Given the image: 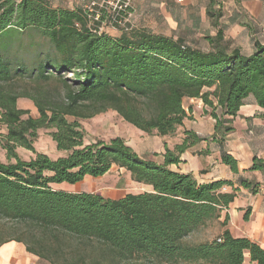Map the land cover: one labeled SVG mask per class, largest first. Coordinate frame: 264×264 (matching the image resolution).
<instances>
[{
    "label": "trees",
    "instance_id": "1",
    "mask_svg": "<svg viewBox=\"0 0 264 264\" xmlns=\"http://www.w3.org/2000/svg\"><path fill=\"white\" fill-rule=\"evenodd\" d=\"M214 3L207 9L211 17L218 15ZM86 6L0 0V123L8 130L3 141L9 158H15H0V217L23 225L0 246L22 242L51 264H88L81 249L69 244L71 238L98 242L116 261L264 264L260 244L227 228L226 210L236 193L224 188L232 181L200 183L169 167L204 137L183 130L173 148L164 143L160 162L151 157L157 153L139 154L121 136L85 144L80 122L111 109L141 131L168 136L188 118L184 100L199 98L223 141L249 97L264 108V42L256 40L253 53L245 54L222 29L206 37L208 49L147 28L118 27L121 32L113 35L99 32L101 22ZM27 33L47 40L34 60L28 59ZM52 81L68 89L65 98L55 99L46 88ZM21 98L34 102L39 117L24 118L29 111L18 105ZM43 127L54 129L51 136L65 154L36 152L22 159L16 146L34 151ZM222 161L238 172L233 155L224 153ZM113 166L150 189L111 198L55 187L103 176ZM251 170L264 172V159L255 156ZM242 185L257 192L260 183ZM215 225L219 231L212 238L188 241Z\"/></svg>",
    "mask_w": 264,
    "mask_h": 264
},
{
    "label": "crops",
    "instance_id": "2",
    "mask_svg": "<svg viewBox=\"0 0 264 264\" xmlns=\"http://www.w3.org/2000/svg\"><path fill=\"white\" fill-rule=\"evenodd\" d=\"M52 1L54 6L73 8L88 5L93 0H67L70 6L62 4L66 0ZM209 6L210 0H135L134 28H147L175 39L181 38L186 44L203 49L210 47L206 37L222 29L225 38L245 54L253 53L256 40L264 42V0H215L212 7L218 12L215 17L208 15ZM120 32L114 28L111 34ZM184 107L188 118L178 130L181 133L185 129L193 130L205 139L188 148L181 154V161L169 167L193 174L200 183L231 180L233 185L224 190L235 191L236 197L226 210L230 217L227 228L233 236L248 237L264 248V172L251 170L255 156L264 159V108L256 102H246L233 122L234 130L222 141L216 137L215 120L204 113L201 99L186 98ZM179 141L180 138L172 144L165 142L173 148ZM224 153L236 158L238 172L222 161ZM160 156L162 162V153ZM244 180L260 183L258 191L244 187ZM15 246L9 242L2 248L3 264H36L34 254H24L22 259L16 260Z\"/></svg>",
    "mask_w": 264,
    "mask_h": 264
},
{
    "label": "rangeland",
    "instance_id": "3",
    "mask_svg": "<svg viewBox=\"0 0 264 264\" xmlns=\"http://www.w3.org/2000/svg\"><path fill=\"white\" fill-rule=\"evenodd\" d=\"M135 2V1H134ZM65 6H70V1H64ZM135 10L133 3V15L130 19L131 22L127 25H136ZM102 25V31L111 33L114 30V25H111L108 22H105ZM25 46L27 53H29L28 59L34 60L37 57V52L39 49L47 45V40L42 38L40 35H33L27 33L25 35ZM36 43V44H35ZM68 77H72V74H68ZM55 99H62L66 97L68 89L63 87V85H58L57 81H52L46 87ZM246 102L248 104H254L255 100L253 97H249ZM18 105L27 109L29 113L24 115V118L27 116H32L34 118L39 117V112L34 102L30 99L21 98L18 101ZM205 108V106H204ZM72 120V117H69ZM82 128L85 131V144L91 142H96L97 140L109 141L116 136H121L128 145H130L136 152L139 154L144 153H157L156 155H151L153 159L161 160V153H163V145L165 141L168 143H173L181 137V130H177L175 133L168 136H160L156 132L147 133L141 131L126 122L116 111L107 110L105 112L99 113L91 118L80 119ZM53 128H39L37 130V136L33 142L35 150H29L23 146H16V151L19 156L24 160H29L30 158L36 155V152H43L48 154L52 158H56L60 155H64V151L57 149L56 142L51 136ZM8 132L7 127L0 123V158L4 162H13L15 161L14 157L9 158L8 151L5 148L3 135ZM58 189H64L73 192H99L106 197L116 198L123 196L128 192H141L144 190L150 189L149 186L138 184L133 182L130 179V174L124 169H118L117 166H113L109 172L100 177H91L87 176L84 180L71 184V183H60L55 186ZM23 228L22 224L16 223L9 219L0 217V241L8 239L12 235H16L19 230ZM219 231L217 225L209 227L205 230L196 232L188 238L189 242H198L207 238H212ZM16 244L13 249L15 253L16 260L22 259L21 255H33L32 253L26 250V246L22 242H17L15 240L9 241ZM6 242L0 246V251L2 248L9 244ZM69 244L74 245V249H81L83 254L86 256L88 264H169V263H160L156 261H148L143 259H133V260H122L116 261L111 258L107 253L103 252V248L98 242L93 240H80V239H69ZM36 264H51L48 260L40 258L34 255ZM18 258V259H17ZM0 264H3V259L0 256ZM28 264V263H27Z\"/></svg>",
    "mask_w": 264,
    "mask_h": 264
},
{
    "label": "built area",
    "instance_id": "4",
    "mask_svg": "<svg viewBox=\"0 0 264 264\" xmlns=\"http://www.w3.org/2000/svg\"><path fill=\"white\" fill-rule=\"evenodd\" d=\"M135 0H102L92 1L86 7L90 13H94V19L114 25L115 27H123L125 29L132 28V25H127L131 22L133 15V3ZM105 18L102 19V15ZM99 26V32L102 31V25Z\"/></svg>",
    "mask_w": 264,
    "mask_h": 264
}]
</instances>
